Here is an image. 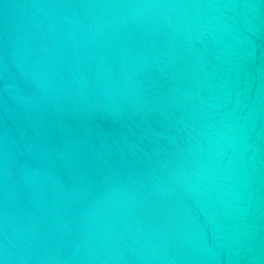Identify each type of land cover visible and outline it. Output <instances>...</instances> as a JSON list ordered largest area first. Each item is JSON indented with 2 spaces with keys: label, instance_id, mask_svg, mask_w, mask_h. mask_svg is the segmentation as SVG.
Masks as SVG:
<instances>
[{
  "label": "water",
  "instance_id": "1",
  "mask_svg": "<svg viewBox=\"0 0 264 264\" xmlns=\"http://www.w3.org/2000/svg\"><path fill=\"white\" fill-rule=\"evenodd\" d=\"M0 264H264V0H0Z\"/></svg>",
  "mask_w": 264,
  "mask_h": 264
}]
</instances>
